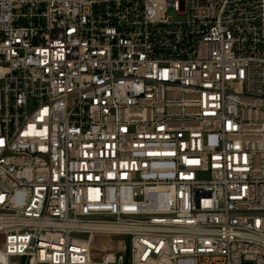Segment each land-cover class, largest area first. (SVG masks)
<instances>
[{"label":"built area","instance_id":"built-area-1","mask_svg":"<svg viewBox=\"0 0 264 264\" xmlns=\"http://www.w3.org/2000/svg\"><path fill=\"white\" fill-rule=\"evenodd\" d=\"M1 237L0 264H264V0H0Z\"/></svg>","mask_w":264,"mask_h":264},{"label":"rangeland","instance_id":"rangeland-1","mask_svg":"<svg viewBox=\"0 0 264 264\" xmlns=\"http://www.w3.org/2000/svg\"><path fill=\"white\" fill-rule=\"evenodd\" d=\"M3 241V237L0 238V244ZM129 236L127 235H108V234H97L94 237L93 243L96 248L102 250H117L123 248L125 244H128ZM102 252H97L101 254Z\"/></svg>","mask_w":264,"mask_h":264}]
</instances>
